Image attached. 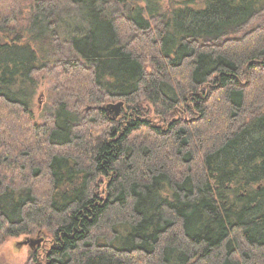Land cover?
I'll return each mask as SVG.
<instances>
[{"label":"trees","instance_id":"16d2710c","mask_svg":"<svg viewBox=\"0 0 264 264\" xmlns=\"http://www.w3.org/2000/svg\"><path fill=\"white\" fill-rule=\"evenodd\" d=\"M22 1L0 0V243L48 241L26 264H264V0H36L20 24Z\"/></svg>","mask_w":264,"mask_h":264},{"label":"rangeland","instance_id":"374dc122","mask_svg":"<svg viewBox=\"0 0 264 264\" xmlns=\"http://www.w3.org/2000/svg\"><path fill=\"white\" fill-rule=\"evenodd\" d=\"M36 0H23L21 12L19 14L18 22L20 24L28 23L30 12L35 4ZM264 18V14L262 16ZM261 17V18H262ZM260 21V17L257 18L254 24ZM17 24H11L10 27L14 28ZM57 100L55 93V86L53 78L44 75L43 73L38 76V85L35 88L33 94V111L38 122L44 120V115L51 112L54 102ZM118 102V101H115ZM109 104L113 102L109 101ZM108 105V104H107ZM124 108V107H123ZM122 112V111H121ZM114 113V111L109 112ZM27 238H39L36 235H21L18 237H8L5 241L0 243V264H26L31 256L32 250H40L41 252L46 251L48 247V241L42 242L40 246H36L31 249L28 245H19V242L26 240Z\"/></svg>","mask_w":264,"mask_h":264},{"label":"water","instance_id":"95a60500","mask_svg":"<svg viewBox=\"0 0 264 264\" xmlns=\"http://www.w3.org/2000/svg\"><path fill=\"white\" fill-rule=\"evenodd\" d=\"M124 106V102L123 101H119L117 103H113V104H108L106 107V110L109 112L114 111L113 113V117L116 118L120 115L122 108ZM43 238L39 237L36 239L33 238H27L26 240L19 242V245H29V247L31 249H34L36 246H39L42 244L43 242Z\"/></svg>","mask_w":264,"mask_h":264},{"label":"flooded vegetation","instance_id":"af4514ba","mask_svg":"<svg viewBox=\"0 0 264 264\" xmlns=\"http://www.w3.org/2000/svg\"><path fill=\"white\" fill-rule=\"evenodd\" d=\"M29 246V245H28Z\"/></svg>","mask_w":264,"mask_h":264}]
</instances>
